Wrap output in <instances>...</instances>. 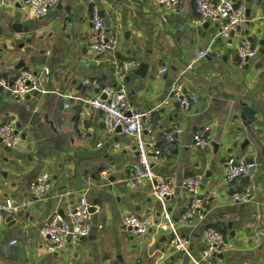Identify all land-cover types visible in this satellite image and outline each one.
Listing matches in <instances>:
<instances>
[{"label": "crops", "instance_id": "obj_1", "mask_svg": "<svg viewBox=\"0 0 264 264\" xmlns=\"http://www.w3.org/2000/svg\"><path fill=\"white\" fill-rule=\"evenodd\" d=\"M232 1L244 5L245 15L228 37L219 36L218 17L205 21V28L195 24L192 0H179L174 12L156 0H60L39 18L23 0L0 6V77L11 78L22 60V68L35 72L49 68L51 78L49 92L34 91L24 100L0 91V122L12 124L21 139L14 148L0 144V203L10 199L16 208L2 214L0 264H194L201 261L208 227L223 231L226 244L210 264H264V0ZM92 8L119 39L117 50L98 63L87 40ZM10 20L28 33L11 34ZM245 40L257 54L239 67L235 49ZM201 50L206 55L193 62ZM126 60L135 61L125 75L129 103L151 112L155 138L161 143L180 128L171 149L153 164L157 175L175 180V192L163 204L151 195L149 183L134 184L133 139L119 130L106 135L99 111L79 117L81 99L115 86L114 65ZM142 62L148 67L139 76L134 70ZM176 81L185 94L199 96L187 111L170 98ZM242 105L259 122L250 125L253 136L241 124ZM206 125L208 145L199 150L192 136ZM246 138L249 145L240 151ZM247 157L255 164L253 174L225 182L226 160ZM42 172L49 174L51 187L36 197L31 185ZM194 173L202 175L204 211L181 222L189 203L181 182ZM246 189L247 202L232 200ZM81 196L101 206L89 234L48 253L39 229L49 214L66 215ZM163 208L187 238L188 255L173 251L169 233L158 227ZM127 214L147 217L149 231L133 234L122 224Z\"/></svg>", "mask_w": 264, "mask_h": 264}, {"label": "built area", "instance_id": "obj_2", "mask_svg": "<svg viewBox=\"0 0 264 264\" xmlns=\"http://www.w3.org/2000/svg\"><path fill=\"white\" fill-rule=\"evenodd\" d=\"M60 0H23L24 7L29 9L34 18L45 15L48 10L54 7ZM168 11H175L179 0H156ZM194 12L196 14L195 24L202 25L208 19L218 17L220 21L219 36L228 37L243 22L245 7L236 4L232 0H192ZM0 6L13 7L12 0H0ZM91 29L87 35L88 46L93 54V60L98 63L100 58L113 53L119 46L117 34L106 31L103 19L99 15L97 8H92L90 14ZM206 50L198 51L193 62L205 56ZM256 49L252 43L245 40L238 44L235 55L239 67L255 58ZM135 61H124L114 65L116 85L102 88L100 94L94 97L82 98L83 110L79 117L83 119L90 110L99 111L104 123L106 135H111L116 130L130 136L135 144L137 162L134 165V184L141 185L145 182L151 186V195L163 204L166 197L173 196L176 188L175 180L168 176L157 175L153 171V164L160 161L163 155L168 152L180 133V128L176 127L167 133L160 143L154 136V124L150 111H141L133 108L128 100L125 75L128 66H134ZM51 81L49 68L43 67L40 72L31 69L21 68L11 78L0 77V91L6 92L15 100H24L27 95L34 91L43 93L49 92L47 86ZM170 98L179 107L187 111L198 102L197 94H185L180 82L176 81L170 87ZM69 105L65 104V108ZM210 127L203 126L192 136L193 145L204 150L208 145V132ZM21 141L18 134L14 132V127L10 123L0 122V144L7 148L16 147ZM255 164L250 162H236L227 159L223 178L225 182H231L237 178L253 174ZM202 179L200 173H194L182 179V186L186 190L189 203L180 216L181 222H186L194 217H200L204 211V203L200 197L199 185ZM51 187V179L47 172L40 173L31 185V192L34 196L40 197L46 194ZM250 190L232 195V200L237 202H247L250 199ZM15 206L10 199H5L0 203V221L4 212L15 211ZM101 212V206L90 203L84 196L79 197L66 215L62 216L58 212L48 215L44 224L39 229V235L47 240L45 250L53 253L63 249L68 244H76L82 238L87 237L90 230V221L94 214ZM122 224L129 228L135 235H145L150 227L151 221L147 217H140L135 214H127L122 218ZM158 227L169 233L172 250L189 254V242L186 237L177 231L175 222L169 213L163 208L161 220ZM204 250L201 261H194V264H210L213 256L224 251L225 241L222 234L213 227H208L204 232Z\"/></svg>", "mask_w": 264, "mask_h": 264}, {"label": "water", "instance_id": "obj_3", "mask_svg": "<svg viewBox=\"0 0 264 264\" xmlns=\"http://www.w3.org/2000/svg\"><path fill=\"white\" fill-rule=\"evenodd\" d=\"M66 12L68 13L69 10L66 9ZM247 14V12H246ZM68 21L69 18H67ZM203 28H205V23H203L201 25ZM8 27H9V31L11 34H19V33H28L29 29L27 27H22L21 24L19 22H15V20H10L8 22ZM230 36V35H229ZM26 42L30 43L31 42V38H27ZM23 45V44H22ZM22 47V46H20ZM24 67V63L22 60H20L17 65L14 67L15 69H19ZM148 64L147 63H140L138 65V67L134 70L135 74H138L139 76H144L145 75V71L147 70ZM134 68L133 65L128 66L129 70H132ZM100 98H104L103 94H100L99 96ZM239 118L242 120V126L245 130V132H247V134H249L250 136H253V132L252 129L250 128V125L253 123L254 125H259L258 120L255 118V112L254 110L250 109L249 107H247L246 105H242L241 107V112L239 114ZM249 145V140L246 138L244 139V141L242 142V144L239 147L240 151H244L245 148ZM235 144H233V148H235ZM244 162L246 163H250L252 162L251 158H245ZM170 197H166V200H168ZM231 236H233V232L230 233ZM160 264H164V263H160Z\"/></svg>", "mask_w": 264, "mask_h": 264}, {"label": "trees", "instance_id": "obj_4", "mask_svg": "<svg viewBox=\"0 0 264 264\" xmlns=\"http://www.w3.org/2000/svg\"><path fill=\"white\" fill-rule=\"evenodd\" d=\"M126 61H131V60H126ZM134 61V60H133ZM121 63V62H120ZM218 231L222 234V236H224V232L223 231H221V230H219L218 229Z\"/></svg>", "mask_w": 264, "mask_h": 264}]
</instances>
